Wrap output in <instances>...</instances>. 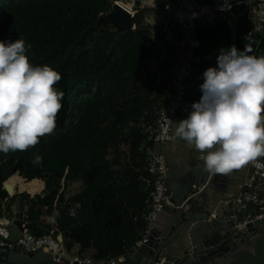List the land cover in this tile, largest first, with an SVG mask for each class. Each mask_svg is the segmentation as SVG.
Returning <instances> with one entry per match:
<instances>
[{"label": "trees", "instance_id": "obj_1", "mask_svg": "<svg viewBox=\"0 0 264 264\" xmlns=\"http://www.w3.org/2000/svg\"><path fill=\"white\" fill-rule=\"evenodd\" d=\"M112 6L111 0H0V41L31 45L30 62L58 71L55 87L65 93L54 133L27 151L0 152V203L9 197L3 188L9 180L14 191L27 192L19 197L18 218L36 223L53 215L64 237L95 261L121 256L145 229L151 189L140 147L164 89L144 64L159 53L148 47L151 31L142 16L124 33L99 24ZM141 119L149 125L127 132ZM128 137L129 162L120 151ZM35 155L42 163H32ZM73 184L82 189L67 201L63 189Z\"/></svg>", "mask_w": 264, "mask_h": 264}, {"label": "clouds", "instance_id": "obj_2", "mask_svg": "<svg viewBox=\"0 0 264 264\" xmlns=\"http://www.w3.org/2000/svg\"><path fill=\"white\" fill-rule=\"evenodd\" d=\"M31 45L0 41V152H24L54 133L65 93L61 74L33 66ZM235 45L221 49L217 67L203 73L201 100L175 127V137L194 147L205 171L226 175L264 156V55ZM43 158L35 155L32 163Z\"/></svg>", "mask_w": 264, "mask_h": 264}, {"label": "water", "instance_id": "obj_3", "mask_svg": "<svg viewBox=\"0 0 264 264\" xmlns=\"http://www.w3.org/2000/svg\"><path fill=\"white\" fill-rule=\"evenodd\" d=\"M246 19L244 11L245 22ZM100 24L112 26L119 33L130 31L134 25L129 12L119 4L114 5V12L103 17ZM191 74L186 102H190L187 94ZM192 110H179L170 141L153 145L155 152L166 157V183L174 207L161 214L148 245L114 262L91 264H264V221L248 224L247 231L235 228V221L243 222L247 214L254 217L256 207L239 210L237 219L230 220L233 206L226 204L239 193L249 173V163L226 175L206 172L201 154L175 137V127L180 122L177 118L187 119ZM4 188L9 195L15 192L8 182ZM20 228L19 224L8 226L11 233L8 241L13 245L0 247V264H69L55 262L52 254L43 249L30 253L15 245L21 236Z\"/></svg>", "mask_w": 264, "mask_h": 264}, {"label": "built area", "instance_id": "obj_4", "mask_svg": "<svg viewBox=\"0 0 264 264\" xmlns=\"http://www.w3.org/2000/svg\"><path fill=\"white\" fill-rule=\"evenodd\" d=\"M111 1L114 5L120 2ZM159 1L162 9L158 15L153 14L151 16V21L158 26L156 35L162 39L165 50L161 56L148 59L144 63L156 84L165 85L168 91L164 101L156 107L155 124L142 146V151L145 154L144 169L148 175L147 186L151 189V209L144 216L146 226L142 232L141 240L127 248L124 255L119 259H123L125 255L135 251L138 247L148 245L161 214L168 208L174 207L173 196L169 193V187L166 183V157L162 153L155 152L153 145L167 144L171 138L176 113L182 109H192L193 103L186 102L185 97L187 80L194 66L200 61L198 55L201 47L198 38L199 27L208 24L211 14L231 10V6L226 4H210L198 0ZM238 4L247 13L246 24L248 29L264 39V0H238ZM114 5L100 13L101 19L114 12ZM123 8L129 12L131 19L134 20L137 15L134 8L132 6L129 9ZM142 78L141 75L140 79ZM121 148L126 151L127 143H123ZM248 166L249 173L240 186L239 193L226 202L227 205L233 206L230 220L237 219V211L244 210L249 206L256 207L254 217L247 214L243 222L235 221V228L241 231H247L246 226L248 224L264 221V158L258 157L255 161L249 162ZM20 195L21 193L16 188L13 195H9L0 203V247L9 248L13 245L8 241L11 234L8 226L19 220L22 230L15 245L22 247L24 251L32 253L43 249L50 252L57 263L68 261L69 264H91L95 262V260L81 255L72 256L64 247L63 242L54 235V231L51 232L50 230L47 234L41 235L30 231L26 225L25 216L18 218V210L10 209L8 206L14 196L19 198ZM98 262L105 263V261Z\"/></svg>", "mask_w": 264, "mask_h": 264}, {"label": "crops", "instance_id": "obj_5", "mask_svg": "<svg viewBox=\"0 0 264 264\" xmlns=\"http://www.w3.org/2000/svg\"><path fill=\"white\" fill-rule=\"evenodd\" d=\"M119 1L120 2H118V4L121 5L122 7H126L127 9H129L132 6L134 10L137 12L135 18H139L142 16L141 18L143 25L151 31V39L148 44V47L151 49L152 52L159 53V55L153 54L149 58L146 57L145 61L151 58L161 56L165 48L162 39H160L159 36L156 35L158 26L155 23H152L151 21V16L153 14L158 15L159 12L161 11L162 9L161 2L159 0H119ZM198 1L210 3V4H226L231 6V10L228 12L211 14L208 24L199 27L198 38L201 42V47L198 51V55L200 57V61L193 68L190 77V83L188 85L189 91L187 94L188 101L192 103H197L201 100L203 93L201 91L200 86L204 83L203 73L210 67H217V57L221 49H229L233 45H235L237 49L242 51L245 48V44H247L252 49V52L249 53L250 55H256V56L264 55V39L254 34L248 29L247 24L244 20L245 10L242 6L238 4V0H198ZM134 29H135V25L131 30ZM162 86L164 89H162L159 98L160 99L159 103L160 102L162 103L166 98V95L168 94V91L166 90V86L165 85ZM177 119L179 121L183 120L179 118ZM149 123L150 122L141 119L140 121L136 122V124L131 123L126 130L127 132H129V130L135 125L144 126V124H146L148 126ZM130 141H131L130 137L126 138L125 142L124 140H122L121 145L123 143H127V148L126 151H123L122 148L120 149L122 156L125 157V159L128 162L130 160V146H129ZM145 142L146 141H144L140 147L141 152H143L142 146L145 144ZM261 157L264 158V156ZM16 188L19 193L21 194L26 193L24 191L19 190L18 187ZM44 189H45V185L43 190L36 195H40V194L42 195ZM81 189L82 188L80 185L73 184L71 186H67L65 189H63L64 190L63 194L65 199L67 201L72 200L75 194L78 193ZM36 195H32V196H36ZM19 201H20L19 198L16 202L10 201V203H8L9 208L19 210L18 208ZM47 217L48 216L46 214H43L36 221V223L40 224V222L45 220ZM49 218H51V232L54 231V235L57 236L58 239L63 242L64 247L69 251V253L72 256L81 255L83 257L93 259L92 255L85 253L81 250V246L79 244L74 243L71 239L64 237L63 233L57 229V225L55 223L53 215H51ZM19 223H20L19 220L15 222V224H19ZM29 224L33 226V223L26 221L27 227L29 226ZM32 230L35 234L41 235L49 232L50 228H47L46 231L44 232H43V227L41 228L32 227ZM141 238H142V233L140 240ZM123 255L124 254H122L119 257H122ZM115 259L116 257H111L109 258L108 261H112Z\"/></svg>", "mask_w": 264, "mask_h": 264}, {"label": "rangeland", "instance_id": "obj_6", "mask_svg": "<svg viewBox=\"0 0 264 264\" xmlns=\"http://www.w3.org/2000/svg\"><path fill=\"white\" fill-rule=\"evenodd\" d=\"M113 5H114V3H113ZM17 175H19V174H17ZM7 183V182H6ZM25 192V191H24ZM27 193V192H26ZM29 194V193H28ZM30 195V194H29ZM30 196H32V195H30ZM1 208V207H0ZM48 217L45 219V220H43V221H41L40 222V224H38V223H33V226L32 225H30L29 224V230L30 231H32L33 232V230H32V227L33 228H41V227H43V232L44 231H46V229L47 228H50V230H51V218H49L50 217V214H46ZM50 219V220H49ZM34 233V232H33Z\"/></svg>", "mask_w": 264, "mask_h": 264}]
</instances>
